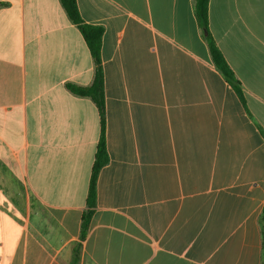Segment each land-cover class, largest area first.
Returning a JSON list of instances; mask_svg holds the SVG:
<instances>
[{"label":"crops","instance_id":"1","mask_svg":"<svg viewBox=\"0 0 264 264\" xmlns=\"http://www.w3.org/2000/svg\"><path fill=\"white\" fill-rule=\"evenodd\" d=\"M104 29L109 162L91 52L60 0H0V264H263L264 0H77ZM77 254H76V249Z\"/></svg>","mask_w":264,"mask_h":264},{"label":"trees","instance_id":"2","mask_svg":"<svg viewBox=\"0 0 264 264\" xmlns=\"http://www.w3.org/2000/svg\"><path fill=\"white\" fill-rule=\"evenodd\" d=\"M196 15L199 20L200 26L207 32L206 43L207 48L211 56V60L218 71L222 74L226 82L236 92L243 104H245L244 93L240 81L237 79L233 70L227 63L222 51L218 47L215 39L209 30V5L210 0H194ZM62 7L67 13L71 22L78 28L82 37L84 38L88 48L91 52L94 62L95 73L92 85L88 87H80L74 84H68L67 89L76 96L91 98L99 111L100 123H101V135L98 143L95 162L92 169L88 197H87V209L82 217L81 223V240H84L88 232L92 217L95 213L97 206V180L101 169L109 162V156L106 147L105 138V118H106V104H105V86H104V74L102 68V40L104 35V29L99 26H93L87 24L82 20L79 12L77 0H60ZM260 227L263 239L264 249V211L260 217ZM76 249V254H77ZM264 264V262H263Z\"/></svg>","mask_w":264,"mask_h":264},{"label":"water","instance_id":"3","mask_svg":"<svg viewBox=\"0 0 264 264\" xmlns=\"http://www.w3.org/2000/svg\"><path fill=\"white\" fill-rule=\"evenodd\" d=\"M205 35H207V32L205 31Z\"/></svg>","mask_w":264,"mask_h":264}]
</instances>
